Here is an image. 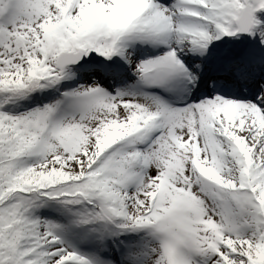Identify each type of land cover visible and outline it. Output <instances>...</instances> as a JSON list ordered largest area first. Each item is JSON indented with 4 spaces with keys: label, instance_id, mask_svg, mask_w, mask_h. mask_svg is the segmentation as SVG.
Masks as SVG:
<instances>
[{
    "label": "snow or ice",
    "instance_id": "1",
    "mask_svg": "<svg viewBox=\"0 0 264 264\" xmlns=\"http://www.w3.org/2000/svg\"><path fill=\"white\" fill-rule=\"evenodd\" d=\"M0 264H264V0H0Z\"/></svg>",
    "mask_w": 264,
    "mask_h": 264
}]
</instances>
